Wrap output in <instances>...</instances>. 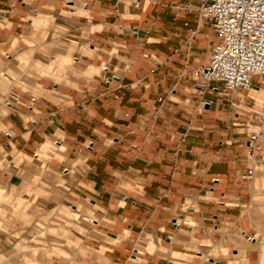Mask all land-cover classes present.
<instances>
[{"label":"crops","instance_id":"1","mask_svg":"<svg viewBox=\"0 0 264 264\" xmlns=\"http://www.w3.org/2000/svg\"><path fill=\"white\" fill-rule=\"evenodd\" d=\"M202 2L0 0V189L56 175L78 264H264V84L201 81Z\"/></svg>","mask_w":264,"mask_h":264},{"label":"rangeland","instance_id":"2","mask_svg":"<svg viewBox=\"0 0 264 264\" xmlns=\"http://www.w3.org/2000/svg\"><path fill=\"white\" fill-rule=\"evenodd\" d=\"M54 27L50 23L42 31ZM50 38L54 39L41 34L35 43L47 44ZM21 76L0 64V99ZM59 185L58 177L45 167L24 163L12 190L0 189V264H78L79 234L73 229L82 218L69 208L59 207Z\"/></svg>","mask_w":264,"mask_h":264},{"label":"built area","instance_id":"3","mask_svg":"<svg viewBox=\"0 0 264 264\" xmlns=\"http://www.w3.org/2000/svg\"><path fill=\"white\" fill-rule=\"evenodd\" d=\"M198 13L219 39L207 65L197 71L201 81L228 91H249L253 77L264 84V0H203ZM262 135V128L249 134V154L258 150Z\"/></svg>","mask_w":264,"mask_h":264}]
</instances>
